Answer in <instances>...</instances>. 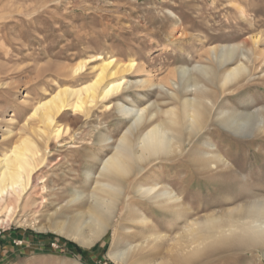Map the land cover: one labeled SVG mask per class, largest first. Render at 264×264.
Here are the masks:
<instances>
[{
  "label": "bare ground",
  "instance_id": "1",
  "mask_svg": "<svg viewBox=\"0 0 264 264\" xmlns=\"http://www.w3.org/2000/svg\"><path fill=\"white\" fill-rule=\"evenodd\" d=\"M246 52L242 45L213 48L209 64L183 68L169 75L165 84H158L171 102L166 110L158 102L138 105L126 94L134 84L130 77L138 67L134 59L124 62L98 55L69 67L67 75L76 86L60 85L56 92L36 103L16 134L14 145L0 156V213H8L6 219L0 218V228L15 220L12 217L18 211L30 207L36 210L34 219L21 218L24 225L32 224L39 233H54L85 248L107 242L113 230V246L107 258L115 264H193L230 249L264 250V195L246 184L244 189L239 188L238 195L243 196L244 190L246 201L202 216L185 202L184 189L177 191L161 181L134 184L133 200L127 193V183L132 178L143 177L157 163L187 154L208 176L233 174L237 179L243 178L228 155L205 133L212 122L235 136L264 131V115L251 111L250 106L244 111L227 105L218 107L219 99L227 92L254 77L253 58L262 57L264 64V55L255 57L252 49ZM94 62L99 64L90 67ZM261 72L264 79V68ZM85 77L90 79L82 82ZM98 106L126 123L118 137L108 127L104 132L100 128L102 123L91 122ZM68 111L73 116L64 124L62 120ZM100 117L97 115V120ZM78 125L88 128V132L80 127L79 132ZM13 135L14 131L8 129L4 139ZM87 137L91 153L88 168L82 174L84 188L62 189V199L56 201L58 190L47 186L42 170L52 161L58 144L63 147L68 140L83 142ZM189 145L192 149H187ZM105 149L110 154L103 158L101 152ZM39 185L46 195L38 203L33 191ZM236 198L229 194L225 201L233 203ZM124 200L128 226L119 221ZM137 200L147 202L148 209L152 206L170 215L168 233L159 231L152 214L141 209ZM36 214H41L42 219ZM177 227L180 230L173 234ZM123 232L127 239L120 241ZM134 235L139 239L130 240Z\"/></svg>",
  "mask_w": 264,
  "mask_h": 264
},
{
  "label": "rangeland",
  "instance_id": "2",
  "mask_svg": "<svg viewBox=\"0 0 264 264\" xmlns=\"http://www.w3.org/2000/svg\"><path fill=\"white\" fill-rule=\"evenodd\" d=\"M233 45H242L245 54L252 49L255 57L264 55V0H0V156L14 145L16 134L36 103L48 98L60 85L76 86L67 72L84 58L100 55L124 62L134 59L138 67L130 77L134 84L126 94L138 105L158 102L166 110L171 102L158 84H165L169 75L183 68L209 64L213 48ZM261 58H253L254 77L220 98L219 108L227 105L244 111L250 106L251 111L264 115ZM98 64L94 62L90 67ZM84 79L82 82L90 78ZM140 81L146 83L137 84ZM213 89L219 93L217 87ZM96 110L91 122L102 123L100 128L104 132L108 127L110 133L118 137L126 123L101 106ZM97 115L101 116L99 120ZM72 116L73 112L68 111L62 123H68ZM79 127L84 132L89 130L82 125L77 126L78 130ZM8 129L15 135L4 139ZM205 135L216 141L243 178L237 179L233 174L222 178L208 176L187 154L180 159L157 163L152 170H146L142 178L129 180L127 193L132 200L134 184L161 181L177 191L184 189L185 202L202 216L246 201L244 190L243 196H238L244 184L264 195V131L258 135L235 136L212 122ZM87 141L88 137L83 142L68 140L63 147L58 144L52 152V161L42 170L47 186L58 190L59 200L56 201L62 199V189L84 188L82 174L88 168L91 153ZM109 154L110 150L105 149L101 157ZM229 194L237 196L233 203L225 201ZM33 195L38 203L42 201L46 195L42 185L34 189ZM135 202L152 214L159 231L169 232L167 218L170 215L152 206L149 210L143 200ZM125 204V200L122 201L119 221L128 226ZM24 209L13 215V223L0 228V239L8 238L0 245V264H115L107 258L113 246V230L107 242L85 248L54 233H39L32 224L24 225L23 220L27 216L33 220L36 211L30 207ZM0 214L1 219L8 215L6 211ZM41 214L35 216L41 220ZM178 230L180 227L173 234ZM51 234L59 238L46 237ZM138 235L130 240L139 239ZM126 239L124 232L121 233L119 240ZM165 253L163 250L162 254ZM193 264H264V250L230 249Z\"/></svg>",
  "mask_w": 264,
  "mask_h": 264
},
{
  "label": "crops",
  "instance_id": "3",
  "mask_svg": "<svg viewBox=\"0 0 264 264\" xmlns=\"http://www.w3.org/2000/svg\"><path fill=\"white\" fill-rule=\"evenodd\" d=\"M4 239V240H3ZM7 236H3L1 239H0V245L2 246V244L4 243V242H7ZM3 241V242H2ZM10 244L12 243L11 241H8Z\"/></svg>",
  "mask_w": 264,
  "mask_h": 264
},
{
  "label": "trees",
  "instance_id": "4",
  "mask_svg": "<svg viewBox=\"0 0 264 264\" xmlns=\"http://www.w3.org/2000/svg\"><path fill=\"white\" fill-rule=\"evenodd\" d=\"M46 237H48V238H50V239H57V237H56V236H53V235H48V236H46Z\"/></svg>",
  "mask_w": 264,
  "mask_h": 264
}]
</instances>
